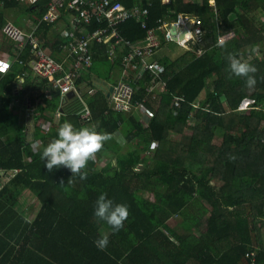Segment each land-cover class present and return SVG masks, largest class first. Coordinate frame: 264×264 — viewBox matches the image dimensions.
Wrapping results in <instances>:
<instances>
[{
    "label": "trees",
    "instance_id": "1",
    "mask_svg": "<svg viewBox=\"0 0 264 264\" xmlns=\"http://www.w3.org/2000/svg\"><path fill=\"white\" fill-rule=\"evenodd\" d=\"M49 1L26 5L4 0L0 47L6 54H13L16 45L2 32L5 11L16 10L14 22L25 28L29 20L39 22ZM121 1L130 7L147 6L151 26L160 19L176 20L179 14L199 18L205 51L160 57L166 68V90L156 98L147 97L152 114L148 125L137 112L114 110L107 92L91 78L90 88H84L80 83L89 79V73L76 80L81 98H65L63 114L55 120L56 105L44 91L48 80L14 62L9 72L19 66L32 75H24L19 94L18 84H8V96L0 103V171H12L0 187V264H264V19L257 14L264 17V0ZM68 10L72 11L62 9L60 26L42 22L35 32L56 57L73 39L71 32L81 36L101 26L97 19L91 24L70 22ZM120 30L133 41L146 33L134 19L123 22ZM228 35L226 47H218L220 36ZM107 47L93 45L90 71L110 79L107 63L120 69L121 58L111 61ZM20 50L24 62L33 56L30 43ZM230 53L257 68L252 90L243 78H228ZM149 83L147 74L140 78L137 98L146 96ZM253 90L257 98L244 106ZM27 92L31 108L39 112L31 114L35 119L31 123L26 113L14 112V98L19 102ZM85 106L91 110L89 120L80 116ZM66 115L75 118L77 129L114 137L98 153L107 158L105 164H99L100 158L89 161L85 180L64 167L49 172L41 160L43 148L68 122ZM40 119L50 121L49 130L37 124ZM119 133L125 142L118 139ZM42 190H47L48 202L29 222L14 205L19 208L21 197H38ZM102 193L114 204L128 207L129 216L119 232L113 233L94 217ZM10 212L14 216L9 217ZM173 218L180 219V230L170 224ZM102 235L109 239L105 250L94 243ZM2 252H6L3 258Z\"/></svg>",
    "mask_w": 264,
    "mask_h": 264
},
{
    "label": "built area",
    "instance_id": "2",
    "mask_svg": "<svg viewBox=\"0 0 264 264\" xmlns=\"http://www.w3.org/2000/svg\"><path fill=\"white\" fill-rule=\"evenodd\" d=\"M38 1L40 0H21L26 5L35 4ZM168 1L164 0V2ZM2 5L4 0H0V7ZM63 8L72 10H68L67 13L72 17L70 22L85 21L91 24L94 19H97L101 22V26L92 31L88 30L81 36L71 32L73 39L63 47L61 53H58L59 57H56L54 52L49 47H45L35 36V32L42 22H48L54 28L60 26L64 22L61 19ZM149 14L147 6L138 4L130 7L121 0H50L47 11L39 22L33 23L29 20L25 28L13 22L3 25L2 32L15 43L17 50L14 49L13 54L0 57V71H8L14 62L19 61L48 79L51 85L59 90L62 98L65 99L71 91L80 97L76 80L92 68L93 45L105 44L108 46L107 53L110 60L114 61L119 56L121 58V74L113 85L109 97L112 108L122 113L137 112L141 122L148 125L152 114L145 104L147 97L156 98L166 90L167 81L163 78L166 68L157 57L160 48L167 43L176 42L179 46L195 51L198 55L205 51L204 31L199 18L179 14L176 20L160 19L157 26H151ZM130 19L136 20L146 31L143 38L133 41L122 36L120 25ZM174 26L176 34L172 32ZM225 37L220 36L219 41L225 40ZM28 43L32 45L33 56L24 62L20 58V49ZM145 74L149 76L150 83L146 88V96L140 99L136 97L140 90L138 81ZM175 105H180L179 98L176 99ZM80 116L89 120L90 108L85 106ZM37 124L46 130L51 126L50 121L44 119H40Z\"/></svg>",
    "mask_w": 264,
    "mask_h": 264
},
{
    "label": "clouds",
    "instance_id": "3",
    "mask_svg": "<svg viewBox=\"0 0 264 264\" xmlns=\"http://www.w3.org/2000/svg\"><path fill=\"white\" fill-rule=\"evenodd\" d=\"M170 43L177 44L176 42ZM217 46L226 47V42L220 40ZM157 57L160 59L158 54ZM227 60L228 78L231 79L232 76L243 78L247 88H255L257 80L254 74L257 72V68L247 60L238 58L236 54L230 53ZM113 138L110 133L99 132L86 127L77 129L71 122H64L57 130V138L52 139L43 148L41 160L45 161V167L49 172L54 168L64 167L70 170L72 176H79L81 180H85L88 176L86 168L89 161H94L96 155L102 151L104 144ZM128 216L127 205L114 204L112 199L107 198L106 193L100 194L97 198L94 217L97 222H106L113 233L119 232L124 227V222ZM94 243L98 249L105 250L109 243L108 236L102 235Z\"/></svg>",
    "mask_w": 264,
    "mask_h": 264
},
{
    "label": "crops",
    "instance_id": "4",
    "mask_svg": "<svg viewBox=\"0 0 264 264\" xmlns=\"http://www.w3.org/2000/svg\"><path fill=\"white\" fill-rule=\"evenodd\" d=\"M173 44H175V43H169V44L165 45L164 47H162L159 50V52H158L159 57L169 56L171 58H175L176 56L180 55L179 53L181 51H183V50H181L180 52H176L175 48L176 47H179V46L178 45H173ZM49 49L51 50V48H49ZM15 50H17V47H15ZM5 54H6V51L0 47V57L2 55H5ZM20 54H21V52H20ZM107 67H108L109 70L112 71V75L110 76V79H105L103 77H98V76H96L94 74V72H91L90 71L91 69H90L89 71L85 72L84 75H83V76H85L86 74L89 73V76H90L89 79L85 78V80L82 81L80 84L84 88L89 89L90 88L89 82H90V78H91V80H93V83L97 87H99L101 89H104L107 92V96L109 98L110 97V93H111L110 88H113V85L116 83L115 81H117L119 79L120 74H121V71H120L121 70V67L119 69V68L115 67L112 63H107ZM11 68L8 71H6V72L0 71L2 73V75L0 76V103H2L4 101V99H5V97L8 96V93H7V88H8L7 85L8 84H10L11 82H14L15 84H18V88L16 89L15 93L16 94H19V91L18 90L20 88H22V85L25 82L24 75L25 76L26 75L27 76H31L32 75V74L30 75V72L25 71L23 68H19V66H15V68L17 69V71H15V72H9L11 70ZM15 68L13 70H15ZM20 69H23V71L20 70ZM44 79H46V78H44ZM15 88H16V86H15ZM39 91L40 92H43V93L45 91L48 99L54 100L53 103L56 105V108L57 109H56V111H55V113L53 115H54V119L55 120H59V118L63 114V110H62V106L63 105L62 104H63V101L65 100L64 98H62L59 90L56 89V88H54L51 85L50 81H48L47 86L44 87V91H43V89L42 90H39ZM14 107H15V110H14L15 113H17V112H21L22 114H25L26 113V117H29L28 120H29L30 123L35 120L32 117V115H36V114L39 113L38 111H36V108H31V96L29 95V92H27L26 95L22 96L20 98V101L19 102H18V97L17 98H14ZM28 113H29V115H28ZM66 116H68V115H66ZM68 117L70 118L71 116L69 115ZM69 118H67L68 119L67 121L68 122H71L75 126V122L73 120V117L70 118L71 120ZM30 123H29L28 128H30ZM41 128L43 130H45L43 127H41ZM30 133H31L30 135L32 136L33 135V132L31 131ZM96 158H98V157H96ZM106 159L107 158H105V160ZM102 165H104V164L102 163ZM11 175H12V171L11 172H7V173L4 172L3 170L0 171V187H1V185L3 183H5L11 177ZM26 195H28V196H24V197H21L20 198V201L21 200L22 201H21V205L19 206V208H18V206H16V204L14 205V208L19 209V212L23 216H25V219L27 220L26 215H25V211L22 210V209L25 208V205H26L27 202L29 203V201H32L34 199L37 200V199H39V197L41 198V195L38 196V197L37 196L36 197H32L29 194H26ZM39 209L40 208H38V210L36 211V214L38 213ZM36 214L34 215V218H35ZM11 216H14V213H11L10 212L9 213V217H11ZM34 218L33 219L31 218V219L34 220ZM31 219H28V221L31 222L32 221ZM15 241H16V239H12V243H14ZM18 246H19V244L16 243V247H18ZM16 252L17 251L14 250V253L13 254L16 255L17 254ZM2 254L3 255H2L1 258H3V256L6 254V252H2ZM51 264H58V263L55 262V261H53Z\"/></svg>",
    "mask_w": 264,
    "mask_h": 264
},
{
    "label": "rangeland",
    "instance_id": "5",
    "mask_svg": "<svg viewBox=\"0 0 264 264\" xmlns=\"http://www.w3.org/2000/svg\"><path fill=\"white\" fill-rule=\"evenodd\" d=\"M4 8V7H3ZM4 10V9H3ZM5 14H6V17H7V22H13V23H15L14 22V20H15V18H16V16H17V11L16 10H14V9H7L6 11H5ZM257 14H258V16H261V18L262 19H264V17L262 16V14L263 13H261V12H257ZM24 17V15H20L19 16V18H23ZM6 22V23H7ZM30 28V27H29ZM31 28H32V26H31ZM231 35H228L227 37H230ZM225 36H223V38H224ZM227 37H225V38H227ZM3 44V38H2V36H1V32H0V45H2ZM173 45H177V44H173ZM184 49L185 48H183V47H176L175 48V50H176V52H180L181 50H183V51H181L179 54H181V53H183L184 52ZM174 50V51H175ZM177 55V54H176ZM252 90V89H251ZM254 93V94H253ZM252 94L254 95L253 97H249L248 99H246L245 100V102H244V106H246V105H248L250 102H252L253 100H255V96H256V98H257V96H258V93L257 92H255L254 90L252 91ZM67 98V97H66ZM22 102V101H21ZM199 109V107H198V105L196 106V111ZM71 118V117H70ZM69 118V119H70ZM71 120V119H70ZM73 120H74V118H73ZM262 124L264 125V119H263V122H262ZM122 134L121 133H119V140L120 141H123V142H125V139L123 138L124 136H121ZM219 135H221V134H219ZM216 141H218V139H216ZM96 157H98V158H100V161H99V164L101 165V166H103L102 165V163L103 164H105V162H106V160H105V158H102V157H100V155L99 154H97L96 155ZM47 193V190H42V194H41V198L39 197V199H34V200H32V201H29V203L27 202L26 203V205H25V208L24 209H22V210H24L25 211V215H26V218H27V220L28 219H33L34 218V215L36 214V211L38 210V208H40V206L42 205V203L43 202H48V200H47V198H46V196L44 195V194H46ZM145 195L147 196V197H149V198H151V199H154V197H153V194L150 192V191H146V193H145ZM31 219V220H32ZM180 220L179 218H173L171 221H170V224L173 226V227H175L176 229H178V230H180L181 228L179 227V226H177V221L178 220ZM94 222V221H93ZM103 222V221H102ZM97 222H94V224H96ZM103 224H105V225H107L106 224V222H103ZM97 225V224H96Z\"/></svg>",
    "mask_w": 264,
    "mask_h": 264
},
{
    "label": "water",
    "instance_id": "6",
    "mask_svg": "<svg viewBox=\"0 0 264 264\" xmlns=\"http://www.w3.org/2000/svg\"><path fill=\"white\" fill-rule=\"evenodd\" d=\"M188 27H190V25H188ZM175 26L173 27V34H176V30H175ZM183 35V34H182ZM112 89L113 88H110V90L112 91ZM76 95V93L74 92V91H71V92H69L67 95H66V97L67 98H72L73 96H75Z\"/></svg>",
    "mask_w": 264,
    "mask_h": 264
}]
</instances>
